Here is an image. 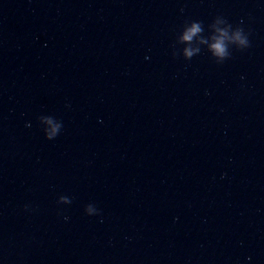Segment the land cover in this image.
<instances>
[{"label":"water","instance_id":"95a60500","mask_svg":"<svg viewBox=\"0 0 264 264\" xmlns=\"http://www.w3.org/2000/svg\"><path fill=\"white\" fill-rule=\"evenodd\" d=\"M0 264H264V0H0Z\"/></svg>","mask_w":264,"mask_h":264},{"label":"clouds","instance_id":"9594fccd","mask_svg":"<svg viewBox=\"0 0 264 264\" xmlns=\"http://www.w3.org/2000/svg\"><path fill=\"white\" fill-rule=\"evenodd\" d=\"M200 31H201V28H200L199 24H193V26L185 33L183 39L190 41L192 39V37ZM224 35H227V33H224ZM232 39L234 40L235 43H237L238 47L241 49L247 48L250 46V41L248 39V36L244 32L243 28H241V27L237 28ZM211 47L213 49L214 55L221 58L220 61H218V62H222L224 60L223 58L228 57L230 55V53L226 50V47L224 45L222 37L218 38L217 42L212 44ZM192 54L193 53L191 50H186V55L188 57H191ZM49 123H51V121H49ZM59 127H60V125L54 126L52 128V130L50 132H48L47 138L52 139V137L56 135V132H57ZM93 211H94V209L92 208V206L88 205L87 206V212L91 213Z\"/></svg>","mask_w":264,"mask_h":264}]
</instances>
